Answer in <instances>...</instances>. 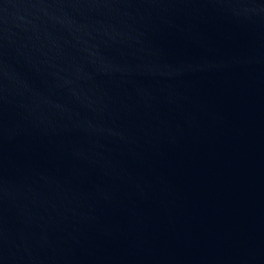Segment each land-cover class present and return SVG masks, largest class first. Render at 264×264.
Segmentation results:
<instances>
[{
    "label": "water",
    "instance_id": "obj_1",
    "mask_svg": "<svg viewBox=\"0 0 264 264\" xmlns=\"http://www.w3.org/2000/svg\"><path fill=\"white\" fill-rule=\"evenodd\" d=\"M0 264H264V0H0Z\"/></svg>",
    "mask_w": 264,
    "mask_h": 264
}]
</instances>
